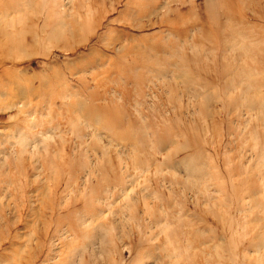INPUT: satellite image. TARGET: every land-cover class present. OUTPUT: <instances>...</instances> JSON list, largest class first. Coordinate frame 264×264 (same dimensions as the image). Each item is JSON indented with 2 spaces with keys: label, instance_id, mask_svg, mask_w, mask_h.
<instances>
[{
  "label": "rangeland",
  "instance_id": "rangeland-1",
  "mask_svg": "<svg viewBox=\"0 0 264 264\" xmlns=\"http://www.w3.org/2000/svg\"><path fill=\"white\" fill-rule=\"evenodd\" d=\"M0 264H264V0H0Z\"/></svg>",
  "mask_w": 264,
  "mask_h": 264
}]
</instances>
